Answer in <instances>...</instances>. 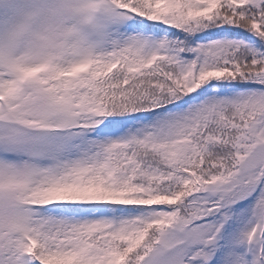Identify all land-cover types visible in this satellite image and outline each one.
<instances>
[{"label": "snow or ice", "instance_id": "6c2138e0", "mask_svg": "<svg viewBox=\"0 0 264 264\" xmlns=\"http://www.w3.org/2000/svg\"><path fill=\"white\" fill-rule=\"evenodd\" d=\"M0 264H264V0H0Z\"/></svg>", "mask_w": 264, "mask_h": 264}]
</instances>
